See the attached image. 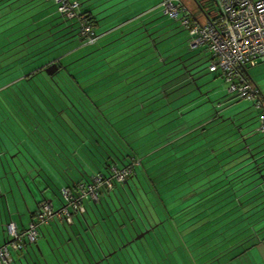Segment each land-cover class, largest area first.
Segmentation results:
<instances>
[{
	"label": "trees",
	"instance_id": "16d2710c",
	"mask_svg": "<svg viewBox=\"0 0 264 264\" xmlns=\"http://www.w3.org/2000/svg\"><path fill=\"white\" fill-rule=\"evenodd\" d=\"M17 1L19 0H0V9L3 8V4L5 3L13 5ZM33 1L38 0H28L26 5H28V7L32 6ZM195 1L199 10L207 19H211V17H213L212 13H216L213 0ZM32 8L33 7H30L28 11L32 10ZM86 14L88 15V13ZM88 18L92 22L89 15ZM51 21L52 20H48L41 25H37L35 27L36 30L40 27L42 28L46 26L48 23H51ZM65 21L67 24L63 28L59 27L60 24L56 26L55 24H53V26L50 25V29H44V31L33 36H27L22 42L16 43L10 49L0 52L1 61L11 60L7 65L0 67L1 75L7 73V70H11L14 74L24 66L28 67L40 62L39 66L35 67L33 71H30L29 73L27 71V73L21 75L20 77H22V79L7 86L4 90H0V103L5 105L6 109H9L14 122L24 126L27 114L30 115V120H27L36 124L38 122V125L41 126L43 133L46 135V140H51L53 145L61 150V152L64 151L58 145L59 138L55 133L56 131L54 130V133H51V130L54 127L57 128V126H60V128H63L64 130H67V127H69L70 129H73V132H76L75 129H77L79 134L75 133V139L71 138L72 136L70 133L67 134L70 138L68 139L73 141L74 147L71 149L65 146V148L72 152L75 151L76 148L79 149L82 154H87L88 161L95 168L93 169V167H90L93 172L90 175L87 174L89 178L92 174L96 173L106 177L112 166L122 168L129 164L131 159L139 161V165L134 167L132 176L125 183L115 184L113 190L109 192L102 190L99 194L98 202L94 203V205L100 204V197L105 196L108 198L105 201L107 204L106 207L111 209L109 203H113V205L115 204V199H117L116 192L121 193L123 196V193L128 194L127 189L129 188L134 194V190L130 185V181H132L136 190L140 194L143 191V197L141 199L144 206H142L136 199L143 211V218H139L141 221V226H139L140 231L152 228L153 231H149L147 234L151 235V233H155L156 229L169 227L170 220L175 221V227L171 224L169 232L166 230L164 231L167 234L163 235V233H159L155 238H151L153 246H148V248H146L141 244L143 251L141 256L144 264H264V261H262L260 257H258L261 260L259 262L252 255V250L256 249L259 245H264V241H262L264 239H260L259 237V234L264 232V177H262L261 181H257L260 178V175L264 176V157L259 159L260 162H258L259 160L256 162H248L250 156L254 157V154L248 151L247 147L243 144V140H241L239 133V137L223 144L222 142H224L225 139L228 137L233 138V136H235V134H231V128L227 130L230 131V135L225 137H223V132L225 130L218 136H211L213 134L216 135V132L223 128L205 133V131L216 125V116L210 117L213 118V120L208 123H204L203 120L199 121L198 123H200V125L195 128L192 126L197 123L189 126L188 129L186 128L188 132L184 134L182 133L175 138L168 139L167 145L170 146V150L178 148L177 152L180 151L181 154L176 157L175 160L182 159L180 162L182 169L188 168V170L184 172L185 174L191 172V175L186 179V181H190L187 187L189 188L191 186L193 189L192 191H195L196 189H199L200 191L198 190L199 192H195L196 198L194 197V199H192V201L186 206H181L183 203L181 199L182 196L179 195L180 190H175L174 193H167V191L171 192V190L180 187V185L186 181L178 183L173 188L164 191L163 194L168 195V199L173 197L170 204L172 205L171 209L174 210V212L161 219L160 216L157 215L156 205H154L149 199L148 192L144 190L137 176L136 168L140 167L142 164V158L137 157L136 149L131 148L124 141L125 134L123 135V133L132 132V127L125 129L122 136H120L121 134L119 132L115 131L101 119L102 117L104 118V114H102V110L100 109L101 105L104 103L103 100L105 97H102L104 93L95 92L96 95L94 96L95 93L90 94V92H86L87 90L85 87L81 85L85 83L90 85L93 80L90 82L77 83L74 78L76 75L83 76L82 74L85 75L92 73L94 78L97 77V79H95L96 82L94 83H98L99 80H105L109 77L112 79L109 80L108 84L112 83V85H116L123 82L122 77H125L126 74H130V77L137 75L138 72L134 70L138 68V66H144L147 61L141 62L135 66H132L133 64L131 63L124 65L123 62L129 59L128 56L117 63L108 65L107 68L103 62H106L110 56L119 54L127 47L134 46L133 49L140 48V50L132 55V57L146 52L147 48H143V46L145 43H148V41H146L148 34L143 30L144 28L142 24L136 26L128 33H121L120 36H117L110 42L108 41L103 45L97 46V48L95 47V49L93 48L92 50L75 57L73 54H76L79 51V47L90 48L96 46V44L91 46L84 45L83 41L78 36L76 23L69 20ZM92 24L94 25L93 22ZM57 27H59L58 33L54 32L51 34V31ZM33 29L30 32H33ZM48 30L50 31L49 35L52 36V41L49 42L46 41L49 36L46 37V35L43 34L44 32H49ZM137 30L141 31L138 34L131 35ZM30 32L28 31L27 35H29ZM56 34H58V36H56ZM41 37L43 38L40 39ZM103 37L104 36H102V38ZM125 37H132L136 40L128 46L114 50L108 56H103L106 52L117 48L120 43L115 42H123L122 39ZM75 41H78L77 45L74 44ZM40 42H43V44L39 45ZM70 43H73L75 46L68 49V54L65 56V58L69 60L67 64L61 65L60 63L62 59L59 57L48 61H40L41 58L62 49ZM35 45H38V48L33 49ZM21 46L24 47L20 48ZM121 56L123 55L113 58L112 61L114 62L115 60H118ZM143 56H141V58H143ZM55 61L58 67L57 72L51 76L46 75L43 67L45 66L46 68L55 63ZM108 61L106 63L109 64ZM49 63L50 65H47ZM147 67L149 66H146L145 68ZM161 73H163V71H158L154 77ZM58 75L61 76L57 79ZM101 76L102 78H100ZM144 76L147 77V75L144 74L136 79L134 78L135 80L133 79L132 81H129L127 84L131 86L126 89L123 88V86L119 87V89H124V91L119 94L127 93L150 79L149 77L142 81H138ZM30 82L35 86L33 87L31 85L27 87L26 84ZM93 89H96V87ZM5 90L11 94V101L5 100L4 94L2 93ZM140 90L141 89H139V91ZM37 91L39 92L37 93ZM128 97L129 96H125L124 98L126 99ZM111 100L114 99L110 98L105 102ZM12 102H15L16 106H13ZM111 105L115 106L116 103H112ZM15 107L19 108L21 112L18 113ZM29 108H32L33 112L30 111ZM40 121L44 122V124H40ZM31 132L33 131L29 130V133ZM207 137L209 139H207ZM200 142L201 144H199ZM158 144L159 143H156L153 146H157ZM165 145L166 144L158 145L155 149H159ZM247 151L249 152L248 154L246 153ZM79 172L82 176L84 175V171L80 170ZM144 178L146 180V177ZM134 179L137 181H134ZM164 179L165 178L162 177L158 179L157 184H159V189L166 187L170 183L169 181H164ZM246 180H249V182L245 184ZM65 181L67 186L70 187L79 184L72 182L68 177L65 178ZM147 183L153 192L151 184L148 181ZM161 196L160 193L155 195V202H162L163 206L166 207L169 203L165 204L162 201ZM230 202L231 214L228 215L227 213L230 211L228 205ZM203 205L208 206H205L204 208L202 207ZM143 207H146L148 212L150 210L156 212V217L154 218L150 212V216H148L143 210ZM221 208L224 209L221 216H225L219 220L221 224L218 229L221 230L216 236H219L220 239L218 242L211 244L207 243V246H204L206 242H201L203 239L201 236L203 232L202 223L198 224L196 222L204 218L203 216L205 215L204 213L206 210L211 209V211H208L205 216L216 210H221ZM230 215L231 219H229ZM125 216L130 220V217L126 212ZM107 217L110 216L108 215ZM151 218L155 219L152 223ZM195 219L197 220L194 221ZM230 222L231 226L226 227ZM118 227H121V225L118 224ZM188 227H191V229L187 230L186 236H188V240H185L186 237L185 235H182V232ZM198 227L201 228L199 233L196 230ZM189 241L194 243V248L188 247ZM139 242L142 243L140 240ZM116 254L117 252L111 257L104 255L103 259L98 257L95 261L100 260L99 264H104L112 260V264H123ZM85 259H82L83 264H93L88 257Z\"/></svg>",
	"mask_w": 264,
	"mask_h": 264
},
{
	"label": "rangeland",
	"instance_id": "374dc122",
	"mask_svg": "<svg viewBox=\"0 0 264 264\" xmlns=\"http://www.w3.org/2000/svg\"><path fill=\"white\" fill-rule=\"evenodd\" d=\"M46 3L47 2H45L44 4L46 5ZM38 7H41V5ZM38 7L36 6L32 10L28 11V14L30 15V12L37 10ZM186 7L189 11L195 12V8L192 7L191 4L187 3ZM141 11L142 10H138V11L134 10V12L126 15L124 18L120 20H115L114 22H112V26L106 27L105 29L95 28L96 33L100 35V38H99L100 41L98 40V42L96 43V46H92L90 48L79 47L78 48L79 51L73 55L75 57H78L79 55H82L88 52L89 50H92L93 48L95 49V47L97 48V46L103 45L107 43L108 41L110 42L113 39H115L117 36H120L119 33H115L112 35L107 34L106 36L102 38L103 33H105L104 31H108L109 29L113 28L119 23L128 22V25L130 27H136L154 18L153 20H155L156 26L154 27V29H151L149 32L151 33L157 30L159 31H157L155 34L151 33L152 35H150L153 38L154 42L149 41L148 43L144 44L143 48H147L146 52L132 57V55L138 52L140 48L132 49L134 48V46L127 47L124 50H122L119 54L115 56H110L106 60V62L109 60L108 61L109 64L106 63L105 61L103 62L107 68L108 65L117 63L118 61L123 60L124 58L128 56H129V59L123 62L124 65L131 63L133 64L132 66H135L141 62L147 61L144 66H138V68L134 70L138 72L137 75L130 77V74H126L125 77L124 76L122 77L123 82L120 84H116V85H112V83L108 84L109 80L112 79L109 77L106 78L105 80H99L98 83H94L96 82L95 79H97V77L96 78L93 77L92 84L90 83L89 85L88 83H85L81 85H83L85 89L87 90L86 92H90V94L95 93V92L104 93L102 95V97H105V99L103 100L104 103L100 107V109L102 110V114H104V118L102 117L101 119L105 121V123H107L109 126H111L115 131L119 132L121 134L120 136H122V133L124 132L125 129L132 127L131 128L133 129L132 132L128 131L129 133L127 132L123 133V135L125 134L124 141L131 148L136 149L137 155H138L137 157L142 158V164L140 165V167L136 168V172L138 174L137 176L144 190L148 192L149 199L152 201V203H154V205H156V210L158 214L154 212L153 210H150L149 212L154 218L156 217L155 214H157L160 216L161 219H163L167 215L172 214L174 212V210L171 209L172 205L170 204V202L172 201L171 199L173 197L168 199V195L163 194V192L167 191L169 188H173L178 183H183V181H186L188 176L191 175V172H188L186 174L184 173L188 170V168L182 169V165H180V162L182 159L175 160L176 157L180 156L181 152L180 151L177 152L178 148H175V150L174 149L170 150V146L167 145V140L175 138L182 133L184 134L188 132L187 130L188 127L195 123L197 124L193 125L192 127L193 128L197 127L198 125H200V123L198 122L201 120H203L204 123L210 122V120L212 119L210 117H214V116L217 117L215 121L216 125L212 127L211 129L205 131V133H209L213 130L223 128L222 130L216 132V135L215 134L211 135L214 137L218 136L224 130L227 131L228 129L231 128L230 121H231L232 116L235 118L237 114L240 112L245 114L247 110L252 108V104L251 102L247 100H240V99L232 98L233 94L228 93V84L224 82L221 76L218 73L208 72L207 66L209 62H208V58L206 54L202 52V48H197L193 50L188 48L187 33L184 31L183 28H181L178 22L170 20L166 16H163L161 14L160 9L157 7L150 8L149 10H145L142 12ZM43 12L44 14H47V15H50L49 13L54 12V14L50 16V19H49V20H52L51 23L55 24V26L60 24L59 26L60 28H63L66 26L67 22L62 17L58 16L54 5L50 6L48 4V6L45 7V10ZM199 19L200 21H203V20L205 21V16L200 15ZM27 22H28L27 24L29 28L28 31L30 32L36 26L32 27L33 26L32 18L28 19ZM51 23H48L46 26L42 28L40 27L37 30L36 28L33 29V32H30L29 35L27 36H33L38 32L44 31V29H50V25H52ZM147 25H150V24L147 23ZM56 29L57 28H55V30ZM43 34H45L46 37L49 36V38H47L46 41L48 42L52 41V38H51L52 36L49 35L50 31L44 32ZM147 40L148 38L146 39V41ZM73 43L68 44L62 49H59L45 56L44 58H41L40 61L41 60L48 61L50 59H55L56 57H59L60 59H62L60 63L61 65L67 64L69 60L65 58V56L68 54V49L72 46L77 45L78 41H75L74 43L75 45ZM115 43H120L117 46V48H121L124 45H127V43H122L121 41H118ZM23 47L24 46H21L20 48H23ZM117 48L106 52L103 56L110 55L111 52H113ZM124 53H127V54H124ZM119 55H123V56H121L118 60H115L113 62L112 59ZM141 56H143V58H141ZM39 63L40 62H37L35 65H31L28 67L24 66L20 68L17 73H14V74L12 73L11 70H7V73H4V75L0 74V89H2L4 86H8L12 81L16 80L15 78H19L24 73H27V71L28 73L30 71H33L35 67L39 66ZM146 66H149V67L145 68ZM158 71L159 72L163 71V73L154 77ZM248 73L250 77L252 78V81H254L253 83H255L257 87L264 85V63H260L256 67L250 68ZM144 74L147 75V77L144 76L138 81H142L150 77V79H148L147 82L136 87L135 89L128 91L127 93H123L121 95L119 94L120 92L124 91V89L122 88L119 89V87L123 86V88L126 89L127 87L131 86L127 84L129 81H132L134 78L136 79L137 77L144 75ZM82 75L83 76L76 75V77H78V79H83L84 76L86 77L91 76L92 73L85 74V75L82 74ZM60 76L61 75H58L57 79ZM100 78H102V76ZM31 85L33 87L35 86L31 82L26 84L27 87ZM95 87L96 89H93ZM139 89L141 90L139 91ZM3 92H6L8 94L6 90ZM38 92L39 91H37V93ZM95 95L96 93L94 94V96ZM125 96H129V97L125 99L124 98ZM110 98H113L114 100L105 102L106 100H109ZM12 103H13V106H16L15 102H12ZM112 103H116V105L112 106L111 105ZM0 107L5 108V105L0 103ZM29 110L33 112L32 108H29ZM252 113H254V115L256 116V111L254 109ZM10 118H11L10 122L13 125L16 124V122H14V119L11 113H10ZM30 118L31 116L27 114V119L30 120ZM140 119L143 121H141ZM240 119H242V117ZM240 119H236V122H242V120L246 119V117H244L242 120ZM29 123H30L29 121L27 120L25 121L26 125L27 124L29 125ZM42 123L44 124V122L40 121V124ZM37 124L39 123L37 122ZM185 129L186 131L184 132ZM52 130H51V133H54V130L56 131L55 133L57 134V137L59 138L58 145L65 153L68 152V149H66L65 146L68 148H71V146L74 147L73 141L69 140L70 138H69V135L67 134L70 133V135L72 136L71 138L75 139V136H76L75 133L79 134V131L77 129H75L76 132H73V129H70L69 127H67V130H64L63 128H60V126H57V128L54 127ZM225 131L223 132L224 135L222 134L223 137L230 135L229 133L230 131H227V132ZM15 133L16 132L14 131L11 132L12 139L16 138ZM232 133L233 131L231 132V134ZM41 134L44 135L43 132ZM207 139L209 138L207 137ZM230 140H231V137L230 138L228 137L222 143L225 144ZM156 143H159L158 145H162V144H166V145L159 149H155L158 145L157 146H153V145ZM43 144L45 148L50 149V147H48L45 142H43ZM199 144H201V142ZM175 152L177 153L174 154ZM246 153L248 154L249 152L247 151ZM54 155L57 156L56 153ZM12 156L15 157V153H13ZM14 159H17V158H14ZM59 163L64 169H67L69 175L73 179L77 180L78 178H81V175L76 169H73V170L69 169V167L68 166L66 167V165L62 162V160H60ZM75 164H77L79 169L81 168L78 162H76ZM83 167L85 169L83 170L84 172L91 171L92 167L93 169H95L94 166H92L91 164H90L91 168L89 167L88 160H86V163L83 164ZM144 177H146V180ZM161 177L165 178L164 181L166 180V181H169L170 183L166 187L159 189V186H158L159 184H157V181ZM262 177L264 176L260 175V178L257 181H261ZM134 181H137V180L134 179ZM147 181L151 184L153 192L151 191ZM247 182H249V180H246L245 184ZM189 183L190 181H186L185 183L180 185V187L171 190V192L167 191V193L169 194V193H174L175 190H180L179 195L182 196L181 199L183 203L181 206L188 205L190 201L194 199V197L196 198L195 192L200 191L199 189L192 191L193 189L191 186L189 188L187 187ZM130 185L134 190V194L133 192L129 190V188L127 189L128 194L123 193V196L121 195V193L116 192L117 193V199H115L116 205L115 204L113 205V203H109L111 209L107 208L106 209L107 213L105 212L103 213V217L107 223L106 225H108V228L106 225L104 226V230L106 231L109 237H111V232L115 234L114 228L112 227V225L110 224L108 220L109 217H107L109 215L110 219L113 221L115 226H117L118 224L121 225V227H117V231L121 239L123 240V243H121L120 240L118 243L124 249H122V251L121 250L117 251V257L123 262V264H140V263L142 264L143 258L141 256V253L143 251H142L141 244H143L144 247L146 248H148V246H153V243H152L153 241L151 238L152 237L155 238L156 235H158L159 233H163V235L167 234L164 231L166 230L167 232H169V228L171 224L172 226L175 227V221L170 220L169 227H165L163 229L161 228L156 229L155 233H151V235L146 234L144 237L136 240V236H138L140 233L146 230H150V231H153V230L152 228H148L143 231H140L139 226H141V221L139 218L140 217L143 218V211L141 210L138 201L141 203L142 206H144L142 199H141L143 197V194H142L143 191L140 194L136 190L135 185L133 184L132 181H130ZM55 190L56 192H59V196H60L61 189L59 190V188L57 189L55 188ZM158 193L162 195L161 199L165 204L169 203L166 207L163 206L162 202L160 203L155 202V195H158ZM47 195L53 198L51 194L49 195L48 193ZM9 198L11 199L10 196ZM136 199L138 201H136ZM18 205L24 208L22 204H18ZM205 206L207 207L208 205H205ZM205 206L203 205L202 207L205 208ZM228 207H230V211L227 213L229 215L231 214V202L228 205ZM124 210L130 217L131 221L128 220V218L125 216ZM143 210L146 212L148 216H150L146 207H143ZM208 211H211V209L206 210L204 214L206 215ZM222 212H224L223 208H221V210L220 209L216 210L215 212L207 216L204 215L203 216L204 218H202V220L196 222L198 224L202 223L203 232L201 236L203 237V239L201 240V242H206L204 246H207L206 245L207 243L211 244V243L219 241L220 238L219 236H216V234H218L221 230V229H218L221 224L219 220H221L222 217L225 216V215L221 216ZM154 218L153 219L151 218L152 219L151 223L155 220ZM229 219H231V215L229 216ZM196 220L197 219H195L194 221ZM59 224L61 226V223ZM53 226H55V224H53ZM229 226H231V222L228 225H226V227H229ZM133 227L135 228V230ZM86 228H88L87 225H86ZM90 228L92 229V231L88 229V235L90 238H92L94 243L97 245L96 239L101 241L103 237V236H100L101 231L99 227L95 228L94 226H90ZM194 228H195V225H194ZM190 229L191 227L185 228L183 230L184 232H182V235H185L186 237L185 240H188V236H186V233H187V230H190ZM200 229H201L200 227L196 228L198 233ZM56 230L57 228H55L54 231L51 230V228L50 230H48L50 232L53 242L49 240L48 238H46L48 239V242H47L45 238H40V235H39V238H38L39 247L38 246L35 247L39 254L37 259H35L36 264H56L55 263L56 260H54L55 258H54V255L52 254L53 251L55 252V256L57 258L61 259L63 257V259L61 260L62 262H65L64 264L66 263L74 264L72 258L67 257L66 247L63 242L64 239L62 238L61 235H59L60 233H57ZM43 231L45 233V236H47L46 229H43ZM81 234L83 238L87 241L88 240L87 234L86 232L83 231V229L81 231ZM259 237L260 239H264V232H261L259 234ZM139 240L142 241V243H140ZM75 244H76V248L79 249V244L77 242H75ZM188 247L194 248V243L189 241ZM108 254H110V252ZM76 255L78 254L76 253ZM252 255L257 261L259 262L261 260L264 261V257H262L258 248L252 250ZM258 257H260L261 260ZM137 258L139 261L137 260ZM12 259H13V255H12ZM96 262H99V260ZM96 262L94 261L93 264ZM108 263L112 264V260L104 264H108ZM12 264H16V262Z\"/></svg>",
	"mask_w": 264,
	"mask_h": 264
},
{
	"label": "crops",
	"instance_id": "0c3cea01",
	"mask_svg": "<svg viewBox=\"0 0 264 264\" xmlns=\"http://www.w3.org/2000/svg\"><path fill=\"white\" fill-rule=\"evenodd\" d=\"M27 1L28 0H19L14 5L5 3L3 4V8L0 9V52L5 51L6 49H10L14 44L22 42L27 38V33L29 30L27 24L28 19L32 18V27H34L45 21H48L50 19V16L54 14L53 12L49 13L50 15H47L43 12L48 4L50 6L53 5L51 0H38L33 1L32 6L30 7L34 8L40 5L41 7H38L37 10L31 11L29 15L28 9L30 7L26 5ZM180 1L185 6L187 5V3H189L192 5V7L195 8V12H190H192V15L199 23L204 24L208 21L206 17L205 21H200V15L204 14L199 10L194 0ZM45 2H47L46 5L44 4ZM160 2L161 0H80V5L81 10L88 13L96 29H105L106 27L112 26V22H114L115 20L124 18L126 15L134 12V10H149L150 8L157 7ZM215 14L212 13L213 16ZM153 19L148 20L143 24V30L148 34V42L150 40L151 42H154L153 38L150 35L156 33V31L151 32L152 34L149 32L156 26L155 20ZM147 23L150 25H147ZM133 28L135 27H130L128 25V22L119 23L108 31H104L105 33H103V36L107 34L112 35L115 33H128ZM58 30V27L56 30L53 29L51 31V34H53L54 32L58 33ZM141 30H137L131 35L138 34ZM42 38L43 37H41L40 39ZM135 40L136 39H133L132 37L123 38L122 43H127V45H124L123 47L130 45ZM42 44L43 42L39 43V45ZM36 48H38V45H35L33 49ZM118 49L120 48H117L116 50ZM202 52L205 53L204 48H202ZM10 61L11 60L1 61L0 58V67L5 66ZM47 65H50V63ZM74 78L76 79L77 83L90 82L93 80L92 75L87 77L84 76L83 79H78V77L76 76H74ZM20 79H22V77L12 81L9 85ZM248 79L252 83L254 82L252 81L249 73ZM253 85H255V83H253ZM6 87L7 86H4L2 89H5ZM257 88L261 93L262 100H264V93H262L264 92V85H261ZM2 93L4 94L5 100L11 101L10 93ZM232 98L238 99L234 94ZM15 109H17L16 111L18 113L21 112L19 108L15 107ZM252 112L253 109L251 108L247 110L245 114L240 112L242 114L238 113L235 118L233 116L231 117V132L233 131L232 134H235V136H233L231 140L239 137V133L240 138L243 140V144L247 147L249 152L254 154V157L250 156V160L248 162H256L261 157H264V138H262L260 135L258 136V134L255 132L256 118L254 113ZM241 117L242 119L246 117V119L242 120L240 119ZM10 119L9 109H6V107H0V245L4 244L7 240V224L12 222L16 225L18 230L25 229L31 222V220L34 219L37 206L41 201L47 200L51 202L55 209H59L62 206L59 192H56L55 188H59L60 190L63 187L67 186L65 178L68 177L69 180H72V182L75 183H85L89 178L87 174L90 175L93 172V170L87 173L85 171L83 176L79 172L80 170H85L83 164H85L86 160H88L87 154H82L79 149L76 148L73 152H61V150L53 145L51 140H46V135L44 133V135L41 134L43 131L40 125L34 122H30L29 125L25 124L24 126L17 123L13 125L10 122ZM236 119H240L242 120V122H236ZM212 120L213 118L210 120V122ZM29 130H32L33 132L29 133ZM12 131L16 132L15 139H12ZM43 142H45L47 146L50 147V149L45 148ZM13 153H15V157L12 156ZM55 153L57 154V156L54 155ZM60 160H62V162L66 165V167L68 166L69 169H76L81 175V178H78L77 180L73 179L69 175L67 169H64L60 165ZM74 162H78L81 168L79 169L77 164H75ZM258 162H260V160ZM68 163L70 166L68 165ZM88 163L90 165L89 161ZM48 193L49 195L51 194L53 198L48 196ZM9 196L11 197V199L9 198ZM107 199V197L101 196V202L98 205H94V202L91 201L87 213L85 215H79L77 217L75 216L72 225L61 224L60 226L58 222L53 221L49 225L41 227L39 231L40 238H45L47 242L48 239L53 242L48 230H50L51 228V230L54 231V229L57 228V233H60L59 235H61L64 239L63 242L66 247L67 257H71L74 264H83L82 259L84 260L86 257H88V259L93 263L96 259H98V257L101 259L104 258V255H108L109 257H111L117 251H122L123 247H121V245H119L118 243L119 240L121 241V243H123V240L121 239L117 231L118 225L115 226L110 217L108 220L114 228L115 234L110 231L111 237H109L104 230V226L107 223L103 217V213L107 211L105 203ZM18 204H22L24 208L20 207V205ZM53 224H55V226H53ZM86 225L88 226V228H86ZM90 226H94L95 228L99 227L101 231V233L99 232L101 234L100 236H103L101 241L97 240L95 237L97 245L88 235V229L92 231ZM106 226L108 228V225ZM43 229H46L47 236H45ZM82 229L84 232H86L87 239L89 241H86L83 238L81 234ZM75 242L79 244L80 250L76 248ZM38 243L39 241H37L36 244L27 246L23 251L13 252V263L16 262V264H36L35 259H37L39 254L35 247H39ZM257 248L260 251L262 257H264V245H259ZM109 252L110 254H108ZM76 253L78 255H76ZM52 254L54 255L56 264L65 263L61 260L63 259V257L61 259L57 258L54 251L52 252Z\"/></svg>",
	"mask_w": 264,
	"mask_h": 264
},
{
	"label": "built area",
	"instance_id": "2783aa9c",
	"mask_svg": "<svg viewBox=\"0 0 264 264\" xmlns=\"http://www.w3.org/2000/svg\"><path fill=\"white\" fill-rule=\"evenodd\" d=\"M51 1L59 16L76 23L84 45L96 44L100 35L81 10L80 0ZM157 8L186 31L189 49L204 48L208 72L221 76L228 84V93L252 103L256 111L255 131L264 138V100L248 79V70L264 62V0H216V14L204 24L199 23L180 0H161ZM138 165V160L131 159L125 167H110L106 177L96 173L85 183L63 187L60 190L62 206L55 209L51 202L41 201L34 219L23 230L8 223L7 240L0 245V264H12V252L36 244L41 227L53 221L72 225L75 216L87 213L91 201L98 202L102 190L109 192L115 184L125 183Z\"/></svg>",
	"mask_w": 264,
	"mask_h": 264
},
{
	"label": "water",
	"instance_id": "95a60500",
	"mask_svg": "<svg viewBox=\"0 0 264 264\" xmlns=\"http://www.w3.org/2000/svg\"><path fill=\"white\" fill-rule=\"evenodd\" d=\"M194 2L196 3L195 0H194ZM213 3H214V5L216 6V0H213ZM197 6H198V5H197ZM198 8H199V7H198ZM57 70H58V67H57L56 63H53V64H51L50 66L44 68V72H45L47 75H49V76H51V75H53L54 73H56ZM149 231H150V230H146V231L140 233L138 236H136V240H138V239L144 237L146 234L149 233ZM102 259H103V258H102ZM95 262H96V261H95ZM99 262H100V260H99ZM99 262H96V263H94V264H99Z\"/></svg>",
	"mask_w": 264,
	"mask_h": 264
}]
</instances>
